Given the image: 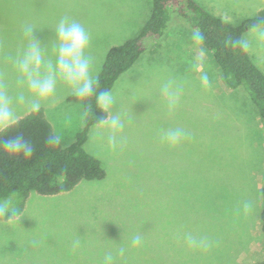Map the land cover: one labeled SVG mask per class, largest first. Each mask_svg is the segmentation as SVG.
I'll use <instances>...</instances> for the list:
<instances>
[{
  "label": "rangeland",
  "instance_id": "1",
  "mask_svg": "<svg viewBox=\"0 0 264 264\" xmlns=\"http://www.w3.org/2000/svg\"><path fill=\"white\" fill-rule=\"evenodd\" d=\"M195 1L232 25L264 8V0ZM150 11L151 0H0V85L10 96L31 95L18 87L21 76L14 64L30 43L26 26L54 61L58 22L65 17L79 22L90 37L86 55L97 77L109 48L138 36ZM194 31L174 13L160 39L144 40V53L111 90L123 130L94 126L85 144L101 162L104 179L82 181L58 196L31 193L19 217L0 221V264H103L109 253L113 264L264 259L259 220L264 123L246 96L224 84L211 55L192 39ZM242 37L264 73V39L251 29ZM169 81L180 90L179 104L171 110L161 93ZM71 95L58 78L55 96L41 102L63 147L74 141L84 121L82 104L68 101ZM15 107L18 118L30 112L27 103ZM176 127L189 137L169 146L163 135ZM186 233L210 246H190ZM133 235L142 237L141 247L131 246Z\"/></svg>",
  "mask_w": 264,
  "mask_h": 264
},
{
  "label": "trees",
  "instance_id": "2",
  "mask_svg": "<svg viewBox=\"0 0 264 264\" xmlns=\"http://www.w3.org/2000/svg\"><path fill=\"white\" fill-rule=\"evenodd\" d=\"M177 14L190 23L193 30L203 34L201 47L219 68L224 84L236 94L246 96L255 106L264 123V73L246 51L234 48L230 39L242 37L254 24H264V10L232 25L202 8L195 0H151V11L138 36L115 45L107 51L97 75L101 90H112L121 75L126 73L144 53L145 39H160L171 14ZM68 101H79L84 111L81 130L74 141L63 147L46 141L53 129L44 111L28 112L18 118V124L5 133V138L22 135L34 147L33 156H13L0 148V203L7 202L8 211L0 214V221L16 219L23 212L31 193L40 196H58L72 191L82 181L102 180L105 171L101 162L87 152L85 144L92 127L98 126L101 113L94 97L81 100L75 95ZM187 194H190L188 188ZM264 203V186L260 190ZM260 230L264 234V204L259 214ZM252 264H264L261 262Z\"/></svg>",
  "mask_w": 264,
  "mask_h": 264
},
{
  "label": "clouds",
  "instance_id": "3",
  "mask_svg": "<svg viewBox=\"0 0 264 264\" xmlns=\"http://www.w3.org/2000/svg\"><path fill=\"white\" fill-rule=\"evenodd\" d=\"M252 32L258 38L264 39V24H254ZM25 36L30 39L23 53L14 60L15 67L21 78L17 81L18 87L27 88L31 94L26 96L23 91L15 96H10L4 86L0 85V148L13 156H23L30 159L34 153V147L29 140L22 135H15L5 138V133L18 124L16 105L28 104L29 110L39 112L41 102L53 98L57 91L58 78L69 86L72 93L81 100H88L94 97L95 106L101 113H112L110 117L101 116L97 123L106 126L113 133H119L124 128L122 115L114 112L116 103L111 90H101L99 80L93 74V61L86 55V50L90 43V37L85 28L77 21L67 17L62 18L55 31V59L46 58L42 43L34 36V30L29 25L24 29ZM192 39L196 42L203 41V34L196 30L192 34ZM232 47L242 51H248L250 42L244 37L230 39ZM207 82V77H203ZM161 93L167 97L168 108L175 109L180 101V90L173 86L172 82H166L161 88ZM189 133L180 127L168 129L163 139L169 146H176L182 140L187 139ZM113 148L116 147V137L111 138ZM60 136L53 133L47 139L50 145H57ZM248 205H245L247 210ZM8 211L7 202L0 203V214ZM185 241L194 247L207 248L209 242L197 240L191 233H186ZM132 247H141L143 240L140 235H133L130 238ZM125 248H119V254L124 255ZM111 253L104 257L103 264H113Z\"/></svg>",
  "mask_w": 264,
  "mask_h": 264
},
{
  "label": "crops",
  "instance_id": "4",
  "mask_svg": "<svg viewBox=\"0 0 264 264\" xmlns=\"http://www.w3.org/2000/svg\"><path fill=\"white\" fill-rule=\"evenodd\" d=\"M261 10H264V8H261V9H259V11H261ZM251 56V55H250ZM253 60V59H252ZM253 62H254V60H253ZM255 63V62H254ZM256 64V63H255ZM256 66L258 67V65L256 64ZM259 68V67H258Z\"/></svg>",
  "mask_w": 264,
  "mask_h": 264
}]
</instances>
